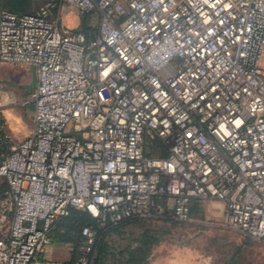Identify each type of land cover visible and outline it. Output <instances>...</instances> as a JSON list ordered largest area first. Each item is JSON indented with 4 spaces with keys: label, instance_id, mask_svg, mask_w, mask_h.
<instances>
[{
    "label": "built area",
    "instance_id": "obj_1",
    "mask_svg": "<svg viewBox=\"0 0 264 264\" xmlns=\"http://www.w3.org/2000/svg\"><path fill=\"white\" fill-rule=\"evenodd\" d=\"M3 65L37 85L30 134L0 123V264H94L98 229L191 222L195 203L264 242V0L0 8ZM71 209L91 220L80 256L52 261Z\"/></svg>",
    "mask_w": 264,
    "mask_h": 264
},
{
    "label": "rangeland",
    "instance_id": "obj_2",
    "mask_svg": "<svg viewBox=\"0 0 264 264\" xmlns=\"http://www.w3.org/2000/svg\"><path fill=\"white\" fill-rule=\"evenodd\" d=\"M3 1L0 0V4ZM40 4L41 0H37L35 9ZM36 82L34 71L29 68L0 67V120L1 116H25L26 123L30 125ZM2 187L7 185L0 178V189ZM201 207L195 210L191 222L139 219L110 230L98 251L96 247L95 262L264 264V242L246 238L239 231L226 227L220 210L211 203ZM49 246L53 249V245ZM60 247L61 252L67 255L71 252L68 245ZM56 258L63 257L57 255Z\"/></svg>",
    "mask_w": 264,
    "mask_h": 264
},
{
    "label": "trees",
    "instance_id": "obj_3",
    "mask_svg": "<svg viewBox=\"0 0 264 264\" xmlns=\"http://www.w3.org/2000/svg\"><path fill=\"white\" fill-rule=\"evenodd\" d=\"M45 1L46 0H41L40 6L37 9H35L37 0H4L0 4V8H6L17 14H33L45 3ZM84 23H86V21H84ZM153 146L157 147L158 145L154 144ZM151 155H156V154L155 152H153ZM162 155H166V153L164 152ZM199 208H202L200 204L195 203L193 205L192 217L194 215L195 210ZM167 221H173V220H165V222ZM126 222H131V220ZM126 222H123L121 225L125 224ZM89 223H91V220L89 219L87 214L78 211L76 209H71L69 216L58 220L53 226L50 233V239L52 240V242L56 244L70 246L71 258L69 260V263H73L80 256V247L82 245V237L80 234V230L83 226L88 225ZM118 227L112 229H116ZM112 229H109L108 231L99 229L98 232L99 238L96 244L97 251L99 246L102 244L106 234ZM94 264H99V263L94 262ZM134 264H141V263L136 262Z\"/></svg>",
    "mask_w": 264,
    "mask_h": 264
},
{
    "label": "crops",
    "instance_id": "obj_4",
    "mask_svg": "<svg viewBox=\"0 0 264 264\" xmlns=\"http://www.w3.org/2000/svg\"><path fill=\"white\" fill-rule=\"evenodd\" d=\"M31 70L34 71L33 69ZM36 85H37V82H36ZM31 119H33V116H31ZM26 122H27V119L25 118V116H1V120H0V123H3L5 125V129L7 133L10 134V136L14 138L15 141H21L22 139H25L30 134L31 129H32V120H31L30 125H28ZM49 239H50V236H49ZM49 245H53V249H50L49 248L50 246H48L49 248V250H47L49 252V253L47 252L48 259L52 261H56V262H67L70 260L71 252L68 253V255L64 252H61L60 248L62 247H60L59 244L52 242L51 239H50ZM57 255L62 256L63 258L58 259L56 258Z\"/></svg>",
    "mask_w": 264,
    "mask_h": 264
},
{
    "label": "bare ground",
    "instance_id": "obj_5",
    "mask_svg": "<svg viewBox=\"0 0 264 264\" xmlns=\"http://www.w3.org/2000/svg\"><path fill=\"white\" fill-rule=\"evenodd\" d=\"M217 206H220V205H217ZM216 207V206H215ZM217 208V207H216Z\"/></svg>",
    "mask_w": 264,
    "mask_h": 264
}]
</instances>
